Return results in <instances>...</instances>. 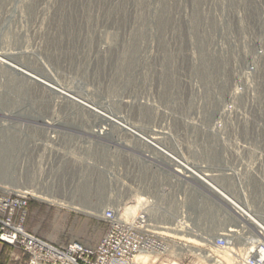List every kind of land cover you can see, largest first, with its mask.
<instances>
[{
  "label": "rangeland",
  "instance_id": "1",
  "mask_svg": "<svg viewBox=\"0 0 264 264\" xmlns=\"http://www.w3.org/2000/svg\"><path fill=\"white\" fill-rule=\"evenodd\" d=\"M255 1L264 3L0 0V60L47 80L81 101L113 111L132 122L141 134L159 137L171 151L176 145L183 152L191 147L197 151L198 160L210 161L213 158H208L207 146H214L215 151L225 147L231 163L241 161L264 169V96L256 93L255 69L250 65L259 40L258 27L253 25ZM257 67L264 72V60ZM5 68L0 64V147L7 140L15 147L8 176L0 178V193L34 191L24 222L28 233L55 246L73 242L94 246L107 230L100 219L103 210L138 206L137 198L146 195L160 204L151 209L161 220L156 225H166L170 235L180 232L175 223L178 207L173 185L166 173L163 177L154 171L159 165L166 169L167 163L157 157L150 166L144 165L139 154L145 149L120 133L116 156L110 158L106 149L99 147L84 159L80 137L88 129L80 121L88 118L78 116V109L69 116L71 104ZM260 104L263 118L257 120L261 124L257 128L252 123L254 107L260 109ZM46 121L53 127L47 129ZM243 122H248L247 126ZM126 145L134 155L130 163L122 157L129 153L122 149ZM85 163L97 168L82 172ZM165 188L169 191L161 190ZM80 192L87 201L77 196ZM41 193L49 197L43 198ZM98 194L101 201L97 211L56 203L60 199L69 202L75 196L73 201L92 206ZM195 196L198 200L189 199L184 208L192 215L187 222L190 234L180 235H198V242L204 245H209L211 238L214 244L219 235L228 232L234 237L235 224L225 220L212 199L201 192ZM254 201L257 206V199ZM207 206L212 213L205 216ZM138 211L139 207L133 216ZM126 213L132 216L131 211ZM196 216L201 220L195 221ZM167 237V254L155 255L153 264H211L198 251L209 247ZM245 242L236 240L225 250L213 245L222 254H208L218 260L228 257L227 264H245L249 257ZM178 244L192 248L181 252ZM21 254L17 262L0 257V264H26Z\"/></svg>",
  "mask_w": 264,
  "mask_h": 264
},
{
  "label": "built area",
  "instance_id": "2",
  "mask_svg": "<svg viewBox=\"0 0 264 264\" xmlns=\"http://www.w3.org/2000/svg\"><path fill=\"white\" fill-rule=\"evenodd\" d=\"M253 9V25L258 27L259 40L250 65L251 69L256 70V93L264 96V72L258 71L257 67L264 60V3L255 1ZM89 105H72V111L68 114L72 117L74 110L78 109L81 112L78 116L88 118L80 121L82 127L88 129L81 133V157L87 159L100 147L106 149L108 156L113 158L117 151L115 145L120 139L117 138L118 133L129 141H135L145 149L139 154L144 165L150 166V162L157 157L168 164L166 169L160 165L155 166L154 171L163 174V177H166V173L169 183L173 185L174 202L178 207L175 223L179 225L181 233L187 234L186 231L191 230L187 222L192 220V215L184 208L189 199L198 200L195 193L201 192L212 199L215 206L224 213L225 220L232 221L237 230L234 237L230 236L231 232L219 235L213 245L225 250L232 247L234 241L245 240L246 254L249 255L245 264L264 263V209L258 208H264V169L245 165L241 161L231 163L225 147L215 151L214 146H207L205 152L209 159L213 158L210 161L198 160L197 151L191 147L183 152L176 145L171 151L161 144L156 135L141 134L132 122L119 118L113 111ZM254 111L255 120L252 124L258 128L261 124L257 120L263 118L261 104L260 109L254 107ZM247 123L243 122L242 125L247 126ZM45 125L47 129L53 127L49 121ZM216 147L219 149V146ZM122 149L129 151L122 157L130 163L134 158L130 153L131 147L126 145ZM97 155L100 156L99 153ZM234 158L238 159V155L235 154ZM81 168L83 172L97 167L85 163ZM127 170L130 171V166ZM161 190L169 191L166 188ZM33 193L26 189L4 190L0 193V244L20 251L27 257V264H141L136 260L140 254L163 257L168 252V235L156 231V223L161 220L151 210L159 208L160 204L151 195L140 197L141 201L137 203L139 211L134 216H126L114 207L103 210L100 219L106 224L107 230L96 245L86 246L73 242L55 246L28 233L24 228L28 203L35 196ZM254 199L258 201L257 206ZM249 241H255L252 249Z\"/></svg>",
  "mask_w": 264,
  "mask_h": 264
},
{
  "label": "bare ground",
  "instance_id": "3",
  "mask_svg": "<svg viewBox=\"0 0 264 264\" xmlns=\"http://www.w3.org/2000/svg\"><path fill=\"white\" fill-rule=\"evenodd\" d=\"M0 64L1 66L3 65L4 67H6L5 69H8L10 71H12L14 74H16L17 76L21 77L22 79H24L25 81L29 82L30 84L44 90V91H47V92H50L51 94H53L54 96H57V98H60L62 100H64L65 102L71 104V105H78V106H83V107H87V106H90L88 103L84 102V101H81L80 99H77L75 97H73L70 93H68V91H65L63 90L62 88L60 87H56L52 84H50L47 80L45 79H41L27 71H24L23 69L19 68V67H16L14 66L13 64H10L9 62H6V61H3L2 59L0 60ZM200 66V65H199ZM199 101V100H198ZM240 110V109H239ZM254 114V113H253ZM228 127V126H227ZM217 134V133H216ZM3 145L0 147V178L2 177L3 179L6 178L8 175L7 173H9L7 170L8 168L10 167V163H11V157H12V149L15 147L14 143L12 142V140H7V142H2ZM218 143V142H217ZM186 150V149H185ZM111 180V179H110ZM83 189V188H82ZM38 193V192H37ZM36 193V194H37ZM100 194V193H99ZM99 194L97 195L96 197V203H94L92 206H88L86 205V202H76V201H73L74 197L71 198V200L68 202V204H66L67 202L65 200H59L61 202H56L58 203L59 205H62L64 207H68V208H71V209H76L77 207L78 208H94L96 210V207L98 208V205L100 204V201H101V197H99ZM42 197L46 199L49 197V195L47 196L46 193H41ZM74 195V194H73ZM88 195V194H87ZM79 196L81 199H83L84 201H87V198H86V195L85 193H82L80 192ZM72 197V196H71ZM137 198V197H136ZM137 201H141V199H138L137 198ZM92 203V202H91ZM139 206H136V205H131L130 207H126V208H123L122 209V213L124 215H126V211H131V215L133 216V214L135 212H137V209H138ZM97 211V210H96ZM204 215L207 216L209 215L210 213H212V209L209 208L208 209V206L206 209H204ZM164 214H167V213H164ZM201 215V214H200ZM163 216V215H162ZM166 217V216H164ZM213 217V216H212ZM211 218V217H210ZM164 219V218H163ZM165 219H168L167 217ZM164 219V220H165ZM171 219V218H170ZM201 218L200 216H196V219L195 221H200ZM174 222V221H173ZM172 222V223H173ZM169 223V222H167ZM166 223V224H167ZM163 224V223H162ZM166 226V225H165ZM165 226H157L156 225V231L157 232H164L166 235H168L169 237H174L175 239H178V240H183L185 241L186 243H193V244H196V245H199V246H207L209 247L210 249H198L199 253L202 255V258L204 260H206V262H209L211 264H225V261H226V264L227 262L229 261L228 257H225V256H220V257H223L224 260H218L216 259L215 256H212L211 254L209 255L208 253L211 251L215 254H222V252H220L219 250L215 249V247H213V239H209L208 242H209V245H204L200 242H198V239L200 240V238H192V237H196V235L193 236L192 235H180V232L177 233V231L175 233H173V235H170L171 233H166L169 228L168 227H165ZM177 226V225H176ZM175 227V226H174ZM173 227V228H174ZM179 227V226H178ZM198 227V226H197ZM176 228V227H175ZM171 229V228H170ZM164 230V231H163ZM179 230V229H178ZM187 232V231H186ZM194 232V231H193ZM187 234H190V233H187ZM198 236V235H197ZM202 238V237H201ZM205 238V237H204ZM207 240V239H206ZM246 243V242H245ZM245 243H244V246H245ZM251 248H253V245L255 244V241H250L249 242ZM188 248H192V247H189L187 246L186 244H178V250H180L181 252L182 251H187ZM246 248V247H245ZM190 250V249H189ZM245 250V249H244ZM244 253V252H243ZM227 254V253H226ZM224 255V254H223ZM245 255V253L243 254ZM247 255V254H246ZM157 257V256H156ZM242 257V256H241ZM244 257V256H243ZM152 259V262L150 264H153L155 262V255H149V254H143V255H138L136 260L138 263H141V264H149V259ZM244 259V258H243ZM242 259V260H243ZM246 259V258H245ZM241 260V258H240ZM224 261V262H223ZM244 261H242L243 263ZM229 263V262H228ZM231 263V262H230ZM175 264V263H173ZM239 264H241V261H239ZM264 264V263H263Z\"/></svg>",
  "mask_w": 264,
  "mask_h": 264
},
{
  "label": "crops",
  "instance_id": "4",
  "mask_svg": "<svg viewBox=\"0 0 264 264\" xmlns=\"http://www.w3.org/2000/svg\"><path fill=\"white\" fill-rule=\"evenodd\" d=\"M20 254H21L20 251L11 250V249L5 247L4 245L0 244V257H2L4 259L6 258V259H8V261L17 262L20 259L19 258ZM21 255H23V254H21ZM23 256L27 259V257L25 255H23Z\"/></svg>",
  "mask_w": 264,
  "mask_h": 264
}]
</instances>
